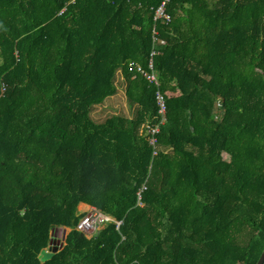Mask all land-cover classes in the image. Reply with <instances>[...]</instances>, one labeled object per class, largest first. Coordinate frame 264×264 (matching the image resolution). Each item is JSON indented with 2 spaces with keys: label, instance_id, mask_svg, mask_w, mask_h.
<instances>
[{
  "label": "trees",
  "instance_id": "trees-1",
  "mask_svg": "<svg viewBox=\"0 0 264 264\" xmlns=\"http://www.w3.org/2000/svg\"><path fill=\"white\" fill-rule=\"evenodd\" d=\"M161 2L0 0V264L258 261L264 0ZM79 205L110 221L84 235Z\"/></svg>",
  "mask_w": 264,
  "mask_h": 264
},
{
  "label": "built area",
  "instance_id": "built-area-1",
  "mask_svg": "<svg viewBox=\"0 0 264 264\" xmlns=\"http://www.w3.org/2000/svg\"><path fill=\"white\" fill-rule=\"evenodd\" d=\"M168 0H162L160 6L157 8L155 12V19H163L168 22L169 17L164 13V7ZM152 54H150L151 57ZM127 68H134L135 71L140 74V76L145 79L149 84L154 85L155 87H159V82L155 73L152 70V62L149 60L147 70L142 69L140 66L135 63H127ZM167 94L161 93L159 90L155 92L154 98L157 106V117L156 123L154 125L144 124L142 125V131L147 136V140L149 145L154 146L155 138L154 136L158 132V127L165 123V96ZM109 217L97 211L95 208H89L84 212L83 217L78 222L76 229L83 233L84 235L90 236L95 232V230L99 227H102L106 222H109Z\"/></svg>",
  "mask_w": 264,
  "mask_h": 264
},
{
  "label": "rangeland",
  "instance_id": "rangeland-1",
  "mask_svg": "<svg viewBox=\"0 0 264 264\" xmlns=\"http://www.w3.org/2000/svg\"><path fill=\"white\" fill-rule=\"evenodd\" d=\"M126 110H127V108L124 106V101L121 97V93L119 92L118 96H116L113 101L107 100L101 107L95 108L93 116H94V118H96L95 120H100V119H103L104 117L109 116L111 114H115V113H119V112L123 113ZM224 158L226 159V156H224ZM100 229H101V227L97 228L95 230V232L100 230ZM68 232H69V230L66 229L65 233L67 234ZM54 240L57 241V244L53 245L52 247H56L58 244L64 242V238L62 237V234L60 232H56L54 234Z\"/></svg>",
  "mask_w": 264,
  "mask_h": 264
},
{
  "label": "water",
  "instance_id": "water-1",
  "mask_svg": "<svg viewBox=\"0 0 264 264\" xmlns=\"http://www.w3.org/2000/svg\"><path fill=\"white\" fill-rule=\"evenodd\" d=\"M65 231H66V228H60L56 232H60L62 234V237L65 239V236H66ZM53 239H54V236H53ZM56 244H57V241L55 240L53 242L50 241V248L48 249V252H46L48 253V255H52L53 253H56L58 249L62 247L63 242L58 244L56 247H52L53 245H56ZM263 262H264V248L256 264H263Z\"/></svg>",
  "mask_w": 264,
  "mask_h": 264
},
{
  "label": "crops",
  "instance_id": "crops-1",
  "mask_svg": "<svg viewBox=\"0 0 264 264\" xmlns=\"http://www.w3.org/2000/svg\"><path fill=\"white\" fill-rule=\"evenodd\" d=\"M114 98H112L110 101H113ZM80 207H78V211L81 212V213H84L85 211H87L89 208H92V207H89V206H86V205H79ZM81 208V209H80Z\"/></svg>",
  "mask_w": 264,
  "mask_h": 264
}]
</instances>
